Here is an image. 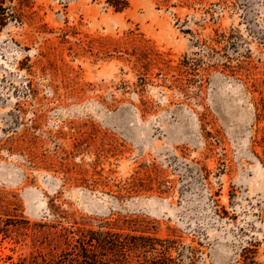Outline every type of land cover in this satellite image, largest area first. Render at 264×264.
<instances>
[{"label": "rangeland", "instance_id": "1", "mask_svg": "<svg viewBox=\"0 0 264 264\" xmlns=\"http://www.w3.org/2000/svg\"><path fill=\"white\" fill-rule=\"evenodd\" d=\"M105 233L264 264V0L1 5L0 264Z\"/></svg>", "mask_w": 264, "mask_h": 264}, {"label": "trees", "instance_id": "2", "mask_svg": "<svg viewBox=\"0 0 264 264\" xmlns=\"http://www.w3.org/2000/svg\"><path fill=\"white\" fill-rule=\"evenodd\" d=\"M6 0H0V7ZM115 9L117 4H113ZM121 7L126 2H121ZM77 251H72L60 264H129L130 253L145 254L148 252L166 251V242L144 236H121L118 234H80ZM158 247V248H157ZM142 264V263H138ZM149 264H156L150 261Z\"/></svg>", "mask_w": 264, "mask_h": 264}]
</instances>
